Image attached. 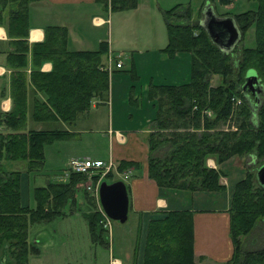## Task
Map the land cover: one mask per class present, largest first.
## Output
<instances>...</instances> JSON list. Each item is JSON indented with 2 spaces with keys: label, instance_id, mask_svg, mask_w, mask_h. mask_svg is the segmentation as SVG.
<instances>
[{
  "label": "trees",
  "instance_id": "trees-1",
  "mask_svg": "<svg viewBox=\"0 0 264 264\" xmlns=\"http://www.w3.org/2000/svg\"><path fill=\"white\" fill-rule=\"evenodd\" d=\"M28 1L17 0V8L9 17L11 22L25 19ZM102 1L111 10L129 9L136 4V0ZM217 1L227 4L226 0ZM249 1L255 3L253 10L231 16L239 41L253 27L254 44L247 47L239 43L228 52L209 40L199 16L196 22L189 21L187 6L176 4L164 10L166 43L161 51L168 58L188 53L189 80L179 84L148 83L146 88L154 109L146 137V175L157 186L191 192L220 191L221 172L208 167L206 158H213L218 165L231 156L246 157L244 176L234 184L227 209L232 253L221 264H264V244L255 249L243 247L244 237L264 222V187L254 178L255 169L264 163V0ZM182 18L187 21H179ZM43 30V41L31 45L36 64L29 74L30 83L43 99H32L30 118L72 126L88 111L92 100L107 102L108 72L101 69L106 44L100 42L94 50L71 51L66 48L64 27L47 25ZM43 60L51 64L48 72L38 70ZM249 69L259 80L260 97L241 90ZM128 72L135 78L132 69ZM213 75L219 77L215 85L210 83ZM11 82V108L0 114V125L4 127L0 130V255L5 252L6 256L0 264H28V255L38 250L28 239V226L61 215L63 206L73 201L75 184L84 177L68 173L64 181L34 186V206L20 205V171L5 169L4 161L25 162L26 173H37L43 165V146L65 139L72 132L63 128L25 129V75L16 73ZM127 168L137 169L139 164L126 160L116 164L118 172ZM111 176L107 172L102 180ZM86 198L93 206L92 198ZM191 216L189 210H170L149 220L142 264H196ZM85 219L90 240L103 244L101 215L94 210Z\"/></svg>",
  "mask_w": 264,
  "mask_h": 264
},
{
  "label": "crops",
  "instance_id": "crops-1",
  "mask_svg": "<svg viewBox=\"0 0 264 264\" xmlns=\"http://www.w3.org/2000/svg\"><path fill=\"white\" fill-rule=\"evenodd\" d=\"M148 4V3H147ZM151 5L148 4L147 9ZM153 7V6H151ZM17 8V0H0V114L6 113L11 108V81L12 75L16 73H23L25 75V97H26V116L30 118L31 102L33 98L43 99L41 93L36 91L29 81V74L33 70V65L36 64V59L32 56L31 45L38 43L44 39L43 28L47 25H54L64 27L66 30V48L71 51L81 50H94L100 42L106 44V53L102 55V61L105 62L107 58L120 60L119 57L128 53L130 50V69L133 70L135 78L137 74V67L153 68L157 72V65H150L152 59L164 63H183L182 72L179 71L166 73L164 70L159 74L161 81L156 84L170 83L179 84L186 82L180 79L187 73L189 69V55L188 53L181 52L175 53L171 58H163L164 53L161 49L164 47L166 41L163 36L157 31L154 33L151 29L148 30L147 40L145 45H137V41L127 43L126 28L117 26L118 31L125 33L117 39L112 35L111 21H109L108 5H103L102 0H30L26 5L25 19L20 23L10 21V14ZM137 5L129 9H115L116 11H137ZM159 8V7H158ZM161 9V19L163 21ZM148 19L151 25L159 23L155 18H159L157 10L150 9ZM129 14L124 19V26L128 27ZM150 24V23H149ZM24 33V35H22ZM125 39V40H124ZM136 44V45H135ZM134 46V47H133ZM178 62H176V61ZM120 68H112V72L121 71ZM51 68L48 60H43L38 65V70L41 72H48ZM158 72L150 77L148 83H154V78H158ZM125 80V79H124ZM140 82L142 79L140 78ZM148 85V84H147ZM109 89V85H108ZM125 86L122 92L118 94L119 98H125ZM108 93V92H107ZM129 97L132 103H136V98L132 95V90L129 92ZM142 99V97H141ZM109 103V96L107 102L101 104L92 100L89 109L85 114L89 115L91 109L107 106ZM111 103V101H110ZM141 108L147 105L145 117L147 122L142 129H129L122 127V124L117 125V118L112 121L111 114L112 108L110 107V118L108 126L105 129H99L106 137L109 149L108 159L115 161L119 160L135 161L138 162L139 168H127L122 173L120 178L125 185L128 206L127 212H130L135 220L137 227V243L135 249L133 248L132 264H142V254L145 240V233L148 221L157 219L170 210H189L192 213V253L193 260L196 264H221L227 261L232 253V243L228 233V212L227 209L230 204L232 189L234 184L243 178L245 170V158H238L231 156L220 164L216 165L214 159L206 158L205 163L208 167L217 168L221 172L218 182L223 186L220 191H186L177 190L157 186L146 175V158H147V144L146 137L148 132L151 131V119L154 115V109L151 101L141 100ZM117 114V112H115ZM83 115L72 126H64L63 129L68 130L73 127ZM88 117V116H87ZM90 118V117H89ZM31 119V118H30ZM114 126V127H113ZM4 129L0 125V130ZM69 132H72L68 130ZM77 133L76 131H73ZM72 132V133H73ZM88 156L76 157L87 158ZM90 158V157H88ZM95 159H100L96 157ZM21 179V178H20ZM20 185V184H19ZM21 191L19 186V200L20 205H25L20 198ZM72 219L82 221V226L87 231L86 224L81 218L71 215ZM51 243L48 240L47 254H44L43 264H79L80 263V246L83 243L82 237H76L72 234L65 236L60 240H53ZM87 240L90 237L87 231ZM104 239V238H103ZM74 242L77 243V251L72 249L69 254L63 251L66 244L73 246ZM91 242V241H90ZM113 239L109 241L104 239L103 246L108 249V253L112 254L111 244ZM96 244V243H92ZM61 245L60 249H54ZM61 250V251H60ZM81 250V249H80ZM124 252L123 257L111 255L108 258V264H129L132 256L129 249H122ZM135 251V252H134ZM131 256V257H130ZM123 258V259H122ZM61 259V262L60 260ZM81 264V263H80Z\"/></svg>",
  "mask_w": 264,
  "mask_h": 264
},
{
  "label": "rangeland",
  "instance_id": "rangeland-1",
  "mask_svg": "<svg viewBox=\"0 0 264 264\" xmlns=\"http://www.w3.org/2000/svg\"><path fill=\"white\" fill-rule=\"evenodd\" d=\"M227 4H219L217 0H136L137 11H116L112 10L108 11L109 21H111V31L112 35L119 37L123 35L125 32L122 30L118 31L117 26H123L126 28V42H136L139 39L137 45H145L147 40L148 30H152L154 33L156 31L163 36V39L166 41V31L165 26L161 19V9L166 10L173 7L176 4H180V7H188L190 11V20L191 22H196L197 17L199 16V20L202 18V14L205 11V8L210 7L213 13L216 16H231L233 14H237L246 10H253L255 8V3L249 0H226ZM153 6L147 9L148 4ZM159 7V8H158ZM150 9L152 12L155 10L159 13V18H155L159 23H155L151 25L148 17L152 16L150 13ZM111 10V9H110ZM128 16L129 23L128 27L124 26V19ZM232 17V16H231ZM176 22L175 19H171ZM179 21H187L186 19H181ZM150 23V24H149ZM239 43L243 44L247 47H252L254 44L253 39V27H249L244 35L243 40H238L235 44L236 46ZM135 44V45H136ZM134 47V46H133ZM125 55L120 56L119 59L123 65L121 71L117 72H108V93L109 103L107 106L98 107L96 109H91L89 115L82 114V118L77 122L72 128L68 127L70 131L73 132L71 136L62 139L53 141L50 144L43 146V165L39 172H25V162L21 161H4L3 165L5 169H15L20 171V180L19 186L21 191V200L26 202L25 205L30 207L34 206V201L31 196V189L34 186H42L46 182H61L66 180L67 174L71 173L68 169V164L71 159L76 157L88 156L90 159H95L96 157L102 160L105 164L109 162L112 163V168H110L111 177L106 179V183H110L112 181L121 180L122 173L116 170V162L108 159L109 149L107 145L106 137H103V133L99 131V129H105L108 126V120L110 118V107L112 108L111 119L114 121L117 118V125L122 124V127L129 129H142L144 124L142 122H147L145 114L147 110V105H144L141 108V100L144 98V101L147 102L146 96V88L147 84L150 81V77L155 75L158 72V78H154V83H158L161 81V75L159 74L161 71H165L166 73H173L179 71L182 72L183 63L178 62L179 66L176 68L175 62L170 63V61H166L164 63V67L162 68V64L158 62L156 59H152L150 65H157V72L154 70V74L151 71L153 68H143L137 67V78H132L131 75L133 73H129L130 70V50L127 51ZM167 57L164 54L165 58ZM168 58V57H167ZM114 67V66H113ZM128 70V71H127ZM155 77V76H153ZM140 78L142 81L140 82ZM125 79V80H124ZM184 81L189 80V70L182 78ZM219 81V77L217 75H213L210 79V83L212 85L217 84ZM124 90L125 98H119L118 94ZM132 90L133 97L136 98V103H132L129 97V92ZM261 93L258 92L255 97H260ZM142 97V99H141ZM111 101V103H110ZM117 112V114L115 113ZM88 116V117H87ZM90 117V118H89ZM79 118V117H78ZM77 118V119H78ZM152 122V121H151ZM152 125V123H151ZM64 124L59 122H34L29 116H26L25 121V129H52L64 128ZM114 127V126H113ZM87 157V158H88ZM106 174V173H105ZM105 174L101 175V179L104 178ZM99 178V177H98ZM110 179V180H109ZM96 178H91V180L83 178L80 182L75 184V191L73 193V201H68L62 208V214L58 217H55L53 220L47 222H40L36 224H31L28 226V239L36 244L38 250L35 254L28 255V264H43L41 261L43 260L44 254L48 253V240L51 243L52 239H48L49 236L53 238V240H60L65 236H70V234L76 237H82L83 243H79L80 249V263L81 264H108V258L111 255H116L123 257L124 252L122 249H129L131 254V258L127 260L129 264H132L133 258V248L135 249L137 243V227L136 220L134 216L127 212L126 220L123 223H119L117 221L110 220V223L106 229L103 228L104 239L109 241L112 237L113 242L111 244L112 254L108 253V249L103 246V244L96 243L87 240V231L85 227L82 226V221H76L77 219H72L71 215H74L79 218H83L85 224L86 219L85 216L88 215L91 211L96 210L99 214L98 210L99 205L97 200L95 199L92 192L86 189L87 185L90 187H94ZM92 198L93 206L88 203L87 198ZM94 207V208H93ZM264 244V222H259L253 228V230L243 239V247L246 249H255L261 247ZM62 246L58 245L57 247H52L54 249H60ZM78 245L74 242L73 246L71 244H66L64 246L63 251L66 254L72 249H75V252ZM61 251V250H60ZM73 251V250H72ZM135 252V251H134ZM123 259V258H122ZM61 262V259H59ZM0 261L5 262L6 256L5 252H1ZM79 263V264H80Z\"/></svg>",
  "mask_w": 264,
  "mask_h": 264
},
{
  "label": "water",
  "instance_id": "water-1",
  "mask_svg": "<svg viewBox=\"0 0 264 264\" xmlns=\"http://www.w3.org/2000/svg\"><path fill=\"white\" fill-rule=\"evenodd\" d=\"M199 24L209 40L221 51H230L239 40V32L233 18L231 16H216L210 7L205 8ZM241 90L244 94L250 93L254 97L258 92H261L254 70L249 69L245 72ZM254 178L260 186L264 187V163L255 169ZM97 198L102 212L109 220L119 223L126 220L128 198L122 180L110 183L101 180L97 188Z\"/></svg>",
  "mask_w": 264,
  "mask_h": 264
},
{
  "label": "built area",
  "instance_id": "built-area-1",
  "mask_svg": "<svg viewBox=\"0 0 264 264\" xmlns=\"http://www.w3.org/2000/svg\"><path fill=\"white\" fill-rule=\"evenodd\" d=\"M108 1V0H107ZM120 68L121 67V61L120 60H114L112 58H107L104 62V64L101 66V69L109 72L113 68ZM68 169L71 173L80 174L85 179L91 180V178H96L94 187H90L87 185L86 189L92 192L95 199L98 202L97 198V188L100 183L101 175L107 173L110 171V168H112V163L108 161V163H104L102 160H95L90 158H74L69 161ZM99 177V178H98ZM99 205V203H98ZM101 215V226L102 228L106 229L108 227L110 220L104 215L102 212L100 206L98 208Z\"/></svg>",
  "mask_w": 264,
  "mask_h": 264
}]
</instances>
